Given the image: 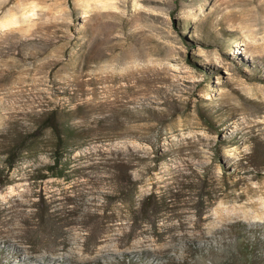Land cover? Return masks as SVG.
Returning <instances> with one entry per match:
<instances>
[{"label": "rangeland", "instance_id": "374dc122", "mask_svg": "<svg viewBox=\"0 0 264 264\" xmlns=\"http://www.w3.org/2000/svg\"><path fill=\"white\" fill-rule=\"evenodd\" d=\"M69 119L68 168L47 170ZM24 130L41 145L8 168ZM250 245L264 264V0H0V264Z\"/></svg>", "mask_w": 264, "mask_h": 264}, {"label": "trees", "instance_id": "16d2710c", "mask_svg": "<svg viewBox=\"0 0 264 264\" xmlns=\"http://www.w3.org/2000/svg\"><path fill=\"white\" fill-rule=\"evenodd\" d=\"M50 127L54 128L52 135L54 136L55 143L52 146L53 150L51 152L53 164L48 165L46 169L52 170L56 167L58 170H66L68 165L65 162L63 163V159H68L76 148V143H73L75 142V131L70 123V119L68 122L53 121ZM40 145V142H37L35 137L30 136L26 130L14 132L11 146L5 151L7 167L12 168L15 162L20 160L23 152L35 151ZM55 176H66V174L60 172L56 173ZM41 177H44V175ZM258 262H260V257L255 253V245H250V248L243 252H230L222 264H258Z\"/></svg>", "mask_w": 264, "mask_h": 264}, {"label": "bare ground", "instance_id": "6f19581e", "mask_svg": "<svg viewBox=\"0 0 264 264\" xmlns=\"http://www.w3.org/2000/svg\"><path fill=\"white\" fill-rule=\"evenodd\" d=\"M7 21H8V20H7ZM13 242H14V241H13ZM10 245H11L10 239L6 238V239H5V250H6L7 252L12 253V252H15V251H19V250H20V248L17 247V248L15 249V251H12ZM22 261L24 262V260H22Z\"/></svg>", "mask_w": 264, "mask_h": 264}]
</instances>
